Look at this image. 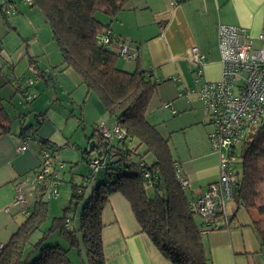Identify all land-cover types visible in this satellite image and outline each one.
Returning <instances> with one entry per match:
<instances>
[{"label":"trees","instance_id":"obj_1","mask_svg":"<svg viewBox=\"0 0 264 264\" xmlns=\"http://www.w3.org/2000/svg\"><path fill=\"white\" fill-rule=\"evenodd\" d=\"M31 2L28 7L41 12L59 49V72L66 67L73 69L81 84L113 118L114 126L123 132L124 137L108 140L97 131L94 140L88 139L96 155L87 154V150L83 152L87 154L83 155L86 166L89 159L97 155L103 158L104 166L97 170L92 180H87L91 174L89 166L81 183L75 184L74 180H70L71 196L67 205L61 215L52 217L50 225L44 230L41 228L47 219L48 199L44 198L47 187L44 182L34 183L35 202L0 248V264H73L67 255L70 249L76 250L81 264H106L100 215L109 197L115 193L127 200L140 231L172 264H209L203 249L202 231L228 227L235 219L238 208L256 214V219L251 220L250 225L259 240V247L264 251V114L258 122L247 125L243 138L228 150L235 175L227 200L232 204V209L229 212L227 208L225 216L217 212L213 219L205 221L190 210V202L197 196L189 198L185 191L187 186L180 184V179L187 177L170 150L168 138L162 137L156 125L146 117L149 99L157 90L158 79L152 75L151 69L145 70L138 64L132 72L117 67L120 56L118 42H99V36L111 30L109 23L104 24L97 18V13L111 19L118 12L129 9L131 0ZM8 4L12 5V12H7ZM16 12L13 0H0V15L4 19ZM29 65L38 77L46 73L40 72L31 57ZM27 82L29 85L33 83L31 79ZM28 92H21L27 104L36 97L32 93L33 97L28 99L27 94L32 95ZM178 92L181 90L178 89ZM171 112L175 114L174 110ZM40 117H36L38 122ZM11 127L12 120L0 97V132L8 133ZM26 129L21 127V131ZM39 141L48 143L42 139ZM59 150L60 147L54 148L52 154H58ZM147 155L152 156V162H146ZM101 169L102 175L99 174ZM112 175L115 176L112 178ZM98 178L104 179L97 182ZM81 199H84V203L75 223L67 216L71 210L75 212ZM37 232L39 235L33 240ZM54 232L65 240L67 248L43 243Z\"/></svg>","mask_w":264,"mask_h":264},{"label":"crops","instance_id":"obj_2","mask_svg":"<svg viewBox=\"0 0 264 264\" xmlns=\"http://www.w3.org/2000/svg\"><path fill=\"white\" fill-rule=\"evenodd\" d=\"M13 1L17 8L29 9L27 11L34 22L32 24L47 25L39 10L28 7L22 1ZM13 20L16 24L19 23L17 17ZM102 22L109 23L108 28L112 35L119 41L126 42L129 51L136 54L133 59L122 56L121 60H117V67L132 72L138 64L145 70L151 69L152 75L158 80H169L170 77L177 76L180 80L177 83L182 86H179L180 90H184L186 87H197L201 82L220 78L221 63L216 47L220 25L243 27L250 36L256 38L258 32L264 29V0H175L174 3L169 0H131L129 9L118 12L111 19L104 18ZM47 27L48 37L54 42L49 26ZM13 30L27 42L23 45L14 33L8 31L0 43L3 44L0 51L7 58L3 61L5 66L0 68V74H4L6 81L13 85L8 96L2 93L3 84L0 81V97L12 120L10 132H0V248L19 226L16 216L19 213L26 216L32 208L29 205L35 202L34 179L40 163L37 155L39 147L35 141L46 140L52 150L60 147L57 151L59 159L64 164H72L69 166V179L74 180V175H78L79 181L74 182L79 184L82 181L80 178L86 174L74 172V167L79 162L77 153L81 151L84 160L83 155L87 156L93 150L89 151L91 144L88 139L94 140L97 135L94 131L86 137L83 147L73 144L74 142L69 146L62 133L66 120L61 109L67 108L70 115L74 114L80 122L85 121L83 114L87 105L89 108L91 105L95 106L100 116L106 113L81 84V79L73 69L66 67L59 72L61 58L53 59L49 42H39L41 36L38 37V29L33 27V33L28 35H22L16 26ZM32 42L35 43L31 49ZM54 45L56 43L52 44V53ZM192 47L198 48L204 56L198 76L195 73L196 65L190 61ZM26 55L34 60L40 72H46L43 77L33 73ZM28 79L33 81L32 85L25 82ZM17 85L20 88H16ZM24 90L36 95L28 106H22L26 104L22 100L15 101V96L19 93L24 99L21 93ZM9 109L15 115L13 118ZM37 116H41L39 122ZM112 121L114 123L113 118ZM197 122L192 121L183 127L193 126ZM21 127L27 129L21 131ZM23 132L29 134L33 140L27 142L26 149L18 150ZM160 134L162 135L161 132ZM85 150L87 154L83 153ZM210 154L209 152L208 155ZM205 156V153H199L184 161H176L189 181L186 188L189 198L200 195L207 189V185L215 181L211 175L205 173V169H194V162L204 159ZM65 172L66 167L63 166L61 174ZM32 184L34 193L29 187ZM17 190L24 198V206L13 203ZM106 203L100 215L103 221L101 241L106 264H172L157 251L148 236L140 231L129 203L121 194L111 195ZM231 209L232 206L227 210L230 212ZM248 213L249 220L238 221L235 218L228 227L202 231L203 249L209 264H264V251L259 247V240L250 225L251 220L256 219V214Z\"/></svg>","mask_w":264,"mask_h":264},{"label":"built area","instance_id":"obj_3","mask_svg":"<svg viewBox=\"0 0 264 264\" xmlns=\"http://www.w3.org/2000/svg\"><path fill=\"white\" fill-rule=\"evenodd\" d=\"M25 5L31 0H22ZM174 3L175 0H169ZM9 5V4H8ZM9 5L7 12H12ZM256 38L250 36L240 26L220 25L217 31V48L221 63L220 78L214 81H204L197 87L187 89L188 93H195L202 106L206 109L209 123L212 125L209 142L211 148L219 156V179L216 184L208 188L190 202V210L202 219H213L217 212L227 213V200L230 196V188L235 181L233 160L228 150L243 138L247 125L254 124L264 114V29L258 32ZM101 44H114L118 42L120 56L128 59L135 58L136 54L129 51L128 44L114 39L112 33L106 30L99 36ZM204 56L198 48L190 50V61L196 65V75H200V67ZM175 83L179 78L172 76ZM30 81V80H29ZM180 89V88H179ZM33 95H28L31 98ZM108 129L103 123L96 126L97 131L105 139H122L123 132L116 126ZM18 150L27 148V142L33 140L29 134H23ZM39 147V171L36 173L34 183L46 184V198L57 196V180L59 170L63 168L57 154H52V148L48 143L35 141ZM104 164L102 157L93 156L89 159L91 174L87 180L94 179V174ZM178 172H180L178 168ZM180 184L185 187L189 184L186 178L180 179ZM13 203L24 206V198L19 190L14 193Z\"/></svg>","mask_w":264,"mask_h":264},{"label":"rangeland","instance_id":"obj_4","mask_svg":"<svg viewBox=\"0 0 264 264\" xmlns=\"http://www.w3.org/2000/svg\"><path fill=\"white\" fill-rule=\"evenodd\" d=\"M20 1V0H19ZM20 6V5H19ZM29 10V9H27ZM24 8H17V12L7 17L8 19H4L0 15V43L2 41V38H5V35L7 32L14 33L18 39L19 42H21L23 45L27 42L22 36L15 33L8 24L12 25V27L16 26L17 30L21 32L22 35H28L29 33H33L32 28L35 27L38 29L37 33L39 34L38 37L41 36L39 42L47 43L49 42L52 44V40L48 37V27L46 24H43L40 26L39 24H32L31 17H29V12ZM97 18L101 21H104L105 16L97 13ZM14 17H17L19 19V23L16 24L13 20ZM32 22V23H31ZM45 40L47 42H45ZM35 42L31 43V49L33 48ZM3 44H0V47H2ZM23 48H25L23 46ZM50 48V54H53V59L56 57L61 58V55L59 54V49L56 45H54V51L52 53V49ZM42 50L44 47L41 48ZM48 54V53H46ZM3 52L0 51V68L2 66H5V63L3 61H6L7 58L3 56ZM124 57V56H123ZM122 56L119 57V60L123 58ZM27 62L29 63V55H26ZM9 62V61H8ZM4 74H0V81L2 82V93L6 95H10L13 89V85L11 83H8L6 79L3 77ZM28 75V74H27ZM26 75V76H27ZM25 80V79H24ZM158 81L157 90L153 93L151 98L149 99V103L146 110V117L149 121L152 123H155L156 128L162 133V135L166 138H168V142L170 144V147L173 153L174 158L177 161H184L189 158V156L195 155V154H201L205 153L207 156H205L204 159L195 161L193 166L194 169H205L206 172L209 175L212 176V179L217 181L219 179V156L216 151H214L212 148H210V144L208 142V138L206 135L211 130L212 125L209 123V117L206 109L202 106V104L197 100L195 94H191L187 92L186 87L184 90H181V92H178V89L181 86L180 83L176 85L171 79H163L161 78ZM180 81V80H179ZM27 82V81H25ZM1 84V83H0ZM182 87V86H181ZM182 89V88H181ZM30 93V92H28ZM32 94V93H31ZM33 95V94H32ZM17 99L22 100L23 103H25V100L20 96V93L18 96H15V101ZM169 102V103H168ZM167 105H170L169 107H166ZM22 106H28V104H23ZM63 107V106H62ZM21 109V106H20ZM26 109V108H25ZM171 110H174L176 114H173L170 112ZM13 118L15 115L11 109H9ZM63 111V112H62ZM62 116H64L65 124L62 126V133L66 136L68 140V145L75 144L80 145L81 147L85 146V139L86 137H89L91 133L94 132L95 124H104L108 129L112 130L114 126V123L112 121V117L107 115V113H104L102 116L98 115V111L95 106L91 105L89 108L88 105L84 110L83 116L85 117L84 122H80L74 114L70 115V111L66 108V110L61 109ZM75 112L78 113L77 108H75ZM164 121V122H162ZM192 121H198L197 124L193 126H188L184 128V124L187 125V123H190ZM165 124L167 126H165ZM172 130H174L172 132ZM97 130L95 134L97 135ZM95 137V136H94ZM75 145H73L75 147ZM211 153L208 155V153ZM91 155H96L95 151L90 152ZM238 154V150H237ZM77 160L78 165L74 167L75 174L79 173H85L87 172V166L85 165V161L82 160L81 151L77 153ZM146 162H152L153 158L150 155L145 156ZM184 163V162H183ZM66 167V172L63 174L58 175L57 180V196L51 197L47 200L48 209H47V219L42 225V230L46 229L51 222L52 217H57L61 215L62 209L67 205L70 196H71V187H70V173L69 166L72 164L67 162L64 164ZM238 167V165H235ZM103 169H101V172H99L100 175H102ZM61 172V170H60ZM112 175L111 177L113 178ZM81 179V178H80ZM104 178H98L97 182L103 180ZM74 180L79 181L78 175H74ZM80 183V182H79ZM34 185H29V187L32 190V193H34ZM188 192V189H186ZM46 198V196L44 197ZM84 199H81L78 203V206L74 212V209L70 211L69 217L71 221L77 223L80 210L83 206ZM33 204L29 205L32 206ZM74 206V203H73ZM72 206V208H73ZM232 204L230 202H227V208H230ZM31 209V208H30ZM75 213V214H74ZM236 216L235 218L238 221L243 220H249V213L247 210L243 208H238L235 211ZM25 217L24 213H19L16 216L17 223H21ZM198 219V216L196 217ZM17 229V228H16ZM39 235V232L34 235L33 240L37 238ZM65 240L62 239L57 235L56 232L52 233L47 240H45L44 244H59L61 247L67 248ZM37 255V252L35 253ZM34 255V256H35ZM69 259L73 264H81V262L78 259V255L76 254V250L70 249L68 251ZM33 256V257H34Z\"/></svg>","mask_w":264,"mask_h":264},{"label":"water","instance_id":"obj_5","mask_svg":"<svg viewBox=\"0 0 264 264\" xmlns=\"http://www.w3.org/2000/svg\"><path fill=\"white\" fill-rule=\"evenodd\" d=\"M92 150V144L90 145V148H89V151H91Z\"/></svg>","mask_w":264,"mask_h":264}]
</instances>
